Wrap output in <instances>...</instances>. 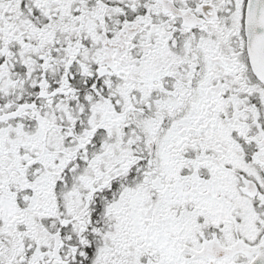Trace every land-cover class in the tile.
<instances>
[{
    "label": "snow or ice",
    "instance_id": "obj_1",
    "mask_svg": "<svg viewBox=\"0 0 264 264\" xmlns=\"http://www.w3.org/2000/svg\"><path fill=\"white\" fill-rule=\"evenodd\" d=\"M0 264H264V0H0Z\"/></svg>",
    "mask_w": 264,
    "mask_h": 264
}]
</instances>
